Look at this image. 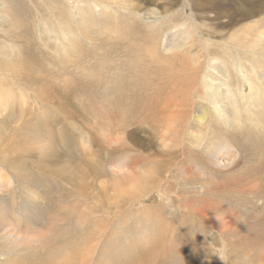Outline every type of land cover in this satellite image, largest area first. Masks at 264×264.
Listing matches in <instances>:
<instances>
[{"label":"rangeland","instance_id":"1","mask_svg":"<svg viewBox=\"0 0 264 264\" xmlns=\"http://www.w3.org/2000/svg\"><path fill=\"white\" fill-rule=\"evenodd\" d=\"M131 1L135 22L123 11L97 13L85 29L71 18L76 42L64 63L38 56L27 72L17 68L22 81L8 76L16 89L7 95L11 109L0 100V264H224L207 259L209 242L228 264H264V103L243 110L236 131L211 129L202 145L209 118L194 124L191 140L168 134L164 143L145 117L158 94L187 90L194 70L175 57L223 42L233 55L239 44L247 52L251 31L264 25V0ZM166 15L179 30L160 33L158 44L178 43L184 28L191 36L183 54L161 52L158 62L151 52L160 44L146 25ZM23 16L22 33L30 25ZM14 36L0 38V50L37 40ZM256 63L261 78L264 57ZM203 110L221 116L204 100L197 116ZM225 140L235 151L222 165L210 144Z\"/></svg>","mask_w":264,"mask_h":264},{"label":"bare ground","instance_id":"2","mask_svg":"<svg viewBox=\"0 0 264 264\" xmlns=\"http://www.w3.org/2000/svg\"><path fill=\"white\" fill-rule=\"evenodd\" d=\"M98 7H101L100 10L97 9ZM128 10L129 12L127 13ZM137 10L138 8L133 6L131 0H0V38L7 40L8 37L9 40H12L14 39L12 37H15L14 35H30L31 32L37 34V40H28L23 51L12 43H10L9 46L4 45L0 50V100L3 101V106L5 107L3 110L11 109L9 106V108L6 107L9 104L7 95L12 94L13 89H16V86L8 77L10 73H12L11 78L20 82L24 79L21 76L23 72L19 73L20 71L17 68L21 66L27 72L28 69L25 67L26 63H29L32 59L38 58V56L41 59H47L53 63L59 62L61 64L66 61L72 46L74 47L76 42L75 36L71 33V28L73 27L71 25V18L72 21L76 20L77 23L80 24V27L85 29L83 27L84 20L91 24V20L95 19L94 15H97V13L99 16L117 17L116 14L109 12L117 13L123 11L131 22H135L137 15L130 14L138 12ZM25 11L28 13L30 25H27L22 33L21 29L18 30V28L23 21L22 17H24L23 14ZM170 15L157 18L154 20L153 26L146 25L147 30L150 28V31L156 33V36L154 35L157 41L156 44H158L160 33L167 30L177 33L179 30L176 31L178 22L168 19ZM24 20L27 19L24 18ZM181 24L185 25L186 22H183L181 19ZM258 29L254 28L251 31V38H248V43H250V45L247 50L250 53H248V51L244 52V47L239 44L238 46L233 45L235 48V55H233L228 51L227 44L223 42L221 46L214 44L217 48L210 52L207 49L204 55L201 54L196 56L197 54L190 50L188 58L186 55L184 59L182 56L175 57L179 65L181 64L190 68L194 70V72L187 80L186 91H183V93H175L172 90L167 93H160L155 98L151 99L150 103L147 105L149 111L147 110L145 117L154 123L157 122L158 127L162 131L160 138L162 142L165 143L168 134L174 136L179 133H182L185 138L187 136L188 140H191V134L193 133H191V129L194 124L198 123L199 125H204L209 118L208 127L203 129L202 136H199L201 140L198 143L202 145L209 134L213 133L211 129L218 130V128H225L227 130L233 129V131H236L243 126L242 111L244 110L247 115L251 114L255 111V108L260 102L264 103V97H261L262 95L260 96V94L264 93V91H262L264 81H259L262 79L264 80V75L260 78L258 64L256 63L258 59L264 57V25L260 26ZM180 34L182 40L178 41V43L174 44L173 41L171 43L162 40L161 44L159 43L161 50H154V47V52H151V55L157 57L158 62H160L159 59H161V56L159 54H161V52L167 56V59L168 57H173L170 56L173 50H177L179 54H183L184 48L187 47L186 44L188 43L186 38H188L187 36H191V33L189 29L186 30V28H184ZM185 34L187 36H185ZM238 42H240L239 39ZM252 43L257 46L258 50H256ZM209 47L211 48V46ZM167 61L168 64L171 65V60L169 59ZM246 63H249V67ZM8 68L11 70H8ZM7 70L8 72H6ZM246 78L249 80L247 81L249 85L248 92L243 90V86L247 80ZM5 85L12 87L9 88L11 89L9 93H7L6 87H3ZM202 100L206 101L207 104L212 107L214 113L219 111L221 116L210 119L209 110H203V114L197 116L196 110ZM240 100L244 102V105L240 104ZM139 117H141L140 114ZM248 117L253 120L252 116ZM2 122L3 121L0 120V123ZM209 139L211 140V138ZM234 147L235 146L230 144L229 140L220 143L212 141L210 144L211 156L215 158L219 154L217 160L223 162H220V164L227 165L225 162L229 160L228 156L231 155V152L235 151ZM199 148L201 149V147ZM224 154L227 155L226 158H224ZM234 154H236V152ZM143 177L145 178L144 174Z\"/></svg>","mask_w":264,"mask_h":264},{"label":"clouds","instance_id":"3","mask_svg":"<svg viewBox=\"0 0 264 264\" xmlns=\"http://www.w3.org/2000/svg\"><path fill=\"white\" fill-rule=\"evenodd\" d=\"M197 233H203L206 238L207 237H212L213 241L218 238L217 233H213L211 231H207V232L198 231ZM207 249H208V251L210 253L209 256L207 257V259L210 260L211 256L214 255V256H217L220 260H222L224 262V264H228V258H227L226 253L225 252H221L219 250V247L215 243L209 242L207 244Z\"/></svg>","mask_w":264,"mask_h":264}]
</instances>
